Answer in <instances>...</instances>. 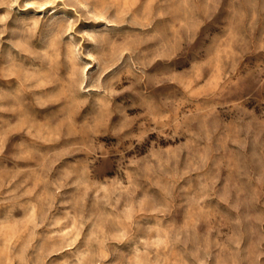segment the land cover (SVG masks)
<instances>
[{
    "label": "rangeland",
    "instance_id": "obj_1",
    "mask_svg": "<svg viewBox=\"0 0 264 264\" xmlns=\"http://www.w3.org/2000/svg\"><path fill=\"white\" fill-rule=\"evenodd\" d=\"M163 7V0H0V264H195L169 244L168 234L216 212L224 216L222 225L233 218L214 197L198 212L203 190L195 179L180 182L188 190V205L177 219L135 197L128 206L122 188L132 183L128 170L134 161L175 150L187 143L183 139L150 133L135 155L128 153L127 167L118 170L114 155L90 175L80 167L82 117L90 111L83 101L103 106L108 85L117 79L116 91L129 87L137 57L158 54L166 42L165 25L173 33L182 26L172 18L178 13L164 16ZM227 19L221 5L199 30L196 47L205 46L199 75L208 70L204 91L218 83L215 70L234 51L227 43ZM242 59L256 67L264 50ZM169 63L156 59L149 71ZM171 63L179 70L185 62ZM134 99L124 92L113 102L127 106ZM246 107L257 120L264 119V105L252 99ZM138 114V109L129 111ZM116 121L113 116L110 123ZM99 139L109 148L118 143L111 135ZM77 168L81 188L71 175ZM260 199L253 210L258 218L264 213V190Z\"/></svg>",
    "mask_w": 264,
    "mask_h": 264
},
{
    "label": "clouds",
    "instance_id": "obj_2",
    "mask_svg": "<svg viewBox=\"0 0 264 264\" xmlns=\"http://www.w3.org/2000/svg\"><path fill=\"white\" fill-rule=\"evenodd\" d=\"M163 4L162 15L178 13L172 18L183 21L182 26L173 33L165 25L166 42L158 54L152 59L137 57L129 87L116 91L117 79L108 85L103 106L94 99L83 101L90 111L82 117L83 145L77 150L85 153V159L80 167L90 175L111 155L116 157L112 163L118 170L127 167L128 153L135 155L136 148L154 132L173 141H187L175 150L134 161L128 170L131 190L122 188L128 206L135 197L139 204L177 219L188 205V190L180 182L198 180L203 190L198 212L207 207H199L203 201L214 197L233 218L222 225L220 212L201 216L180 232H170L169 244L179 246L195 264H264V213L259 218L253 214L264 190V119L257 120L246 107L252 99L264 105V60L250 67L242 59L250 51L264 50V0H163ZM221 5L228 17L227 43L234 51L215 70L218 83L204 91L208 70L203 75L199 70L205 67L200 63L205 46L196 47V41L201 27L213 21ZM156 59L170 63L149 71ZM173 60L185 63L178 70ZM177 84L181 87H174ZM124 92L135 99L127 106L114 103ZM137 109L138 115H129ZM113 116L117 118L114 124L110 123ZM107 135L118 141L112 148L99 139ZM71 175L76 177L75 186L83 187L80 169ZM155 189L159 191L145 195Z\"/></svg>",
    "mask_w": 264,
    "mask_h": 264
}]
</instances>
